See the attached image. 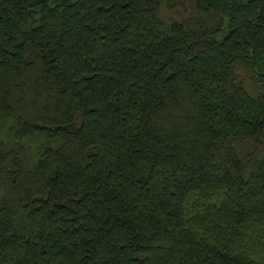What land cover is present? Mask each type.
I'll return each mask as SVG.
<instances>
[{
    "label": "trees",
    "instance_id": "16d2710c",
    "mask_svg": "<svg viewBox=\"0 0 264 264\" xmlns=\"http://www.w3.org/2000/svg\"><path fill=\"white\" fill-rule=\"evenodd\" d=\"M0 264H264V0H0Z\"/></svg>",
    "mask_w": 264,
    "mask_h": 264
}]
</instances>
